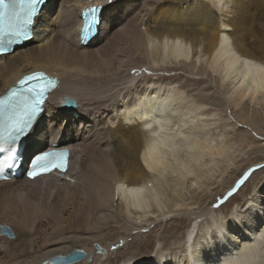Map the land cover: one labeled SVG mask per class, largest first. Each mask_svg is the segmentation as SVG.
Returning a JSON list of instances; mask_svg holds the SVG:
<instances>
[{"label":"bare ground","instance_id":"obj_1","mask_svg":"<svg viewBox=\"0 0 264 264\" xmlns=\"http://www.w3.org/2000/svg\"><path fill=\"white\" fill-rule=\"evenodd\" d=\"M99 4L105 21L84 46L81 10ZM46 7L35 37L0 55V95L38 69L57 80L37 128L54 134L50 140L46 133L31 136V144L72 145L73 165L62 177L0 182V225L14 232L8 239L0 227V264H49L76 248L87 252L80 264H264L257 247L264 237V184L233 214L224 234L213 243L207 239L209 250L191 244L194 232L180 239L168 225L181 215L202 217L213 195L228 194L249 168L264 165V146L251 133L264 135V0H50ZM255 34L263 39L258 49L251 42ZM230 77L241 85L225 98ZM198 80L202 84L194 85ZM147 95L152 97L149 112L134 114L132 107ZM66 96L76 104L63 110ZM172 110L205 125L218 113L231 115L238 124L237 142L255 153L242 174L236 173L240 164L229 163L231 153L227 164L216 158L227 160L226 151L233 148L229 140L209 149V167L181 161L180 144L200 148L188 156L197 162L209 144L172 128L184 118ZM215 169L220 178H213ZM175 172L182 173L176 184L168 179ZM177 183L184 184L183 199L172 196L168 214L173 216L149 258L142 249L150 247L144 228L151 236L158 231L159 198H167V188L175 192ZM132 208H149L152 214L137 223L128 214Z\"/></svg>","mask_w":264,"mask_h":264},{"label":"snow or ice","instance_id":"obj_2","mask_svg":"<svg viewBox=\"0 0 264 264\" xmlns=\"http://www.w3.org/2000/svg\"><path fill=\"white\" fill-rule=\"evenodd\" d=\"M112 0H107L110 4ZM42 0H0V53H6L12 44L30 40L33 27L37 23L39 9ZM103 5H96L89 12L82 16L83 27L80 30V41L86 42L85 38H90L100 23L98 10ZM264 72V68L260 69ZM22 87L11 91L8 95L0 97V169H12L19 167L20 156L16 154V145L22 143V138L29 136L38 138L46 130L37 132L42 114L46 111L45 98L56 81L49 78L43 72H37L19 81ZM66 104H74L71 98L63 101ZM165 103L163 100L162 105ZM152 105V97L142 96L138 103L132 107L134 114L142 113L143 117L149 112ZM159 112V111H158ZM50 140L54 133H46ZM7 146V147H6ZM68 153L65 150H44L39 149L29 157L26 175L29 178H36L42 174L55 170H66L65 158ZM264 168V165H257ZM253 170L246 172L236 182L241 185L248 178ZM237 191L233 187L226 197L221 198L216 207L222 205L228 197ZM225 224H217L216 229L223 231ZM0 227L7 228L6 225ZM79 258V259H78ZM86 258L82 249H76L67 256H58L53 264H80V259ZM226 264H235L234 261H227Z\"/></svg>","mask_w":264,"mask_h":264},{"label":"rangeland","instance_id":"obj_3","mask_svg":"<svg viewBox=\"0 0 264 264\" xmlns=\"http://www.w3.org/2000/svg\"><path fill=\"white\" fill-rule=\"evenodd\" d=\"M262 41H263V39H261V37H259L257 34H255V35H253V40L251 42H252V45L256 49H258L259 47L260 48L263 47ZM166 59H168V58H166ZM162 68L164 69L165 67L163 66ZM166 69H167V71L169 70L168 68H166ZM172 72H175V70ZM176 72H181V71L177 70ZM141 74H142V72H141ZM151 74H153V72H151ZM177 76L182 77V74H177ZM174 82H175L174 83L175 85L178 84L177 80H174ZM190 82H193V81H190ZM196 82L197 83L200 82L202 84V80L194 81V85ZM225 83L228 86L227 87L228 93L223 94L225 98H228L231 96V94L234 92L233 90L235 89V86L241 85V82H237V80L231 79V77L227 78ZM184 94H186V92ZM192 107H193V105H192ZM172 111H173V113L175 112L174 115L178 118H182L184 116L182 111H180V113H179V111H174V110H172ZM223 114L224 113H218V115L209 117V119L212 118V120L208 121V123L206 124L207 126L205 125V122H203L202 120H200L198 118H195L196 120H194V118H191L190 115H188V116L185 115L184 118H182L184 121H186V123L183 120H181L180 123H177L178 125L175 124V121L172 122L174 124H171V125H173L172 128H174L175 130H176V128H178L179 131H182L181 132L182 137H186V135H187V138L189 140H198L200 143H204L206 145L209 144V146H208L209 148L205 152H203V155L200 158V161L198 160V162L196 159L189 160L190 159L189 157H190V152H192V150L194 152V150L198 149L199 147L198 148L196 147V149H195V148L191 147V145H189V147H188L187 144H184V145L180 144V146H179L180 152L182 151L181 152V161H187L188 160V161H190L191 165H194L193 167L197 166V168H198V166L200 167L203 164H204V166H202L203 168H205L206 166L209 167V165L211 166L213 164V160H212L213 154H211V151L216 149L223 141L229 140V143H232L233 148H231L229 151H226V154L228 155L227 160L224 157H216V158L218 161H220V164H222V163L227 164L230 160L229 156L231 153L232 159H234L235 161L231 160L229 163H232L233 166L237 165V164L241 165L240 169H238L236 171L237 175L239 176L242 174L241 167H243V165H247L246 163L248 162V160H250V158L253 157V155H255V153H253L254 152L253 149L246 146V144H247L246 142H243V144L239 145V143L237 142V140L239 139V135L237 133L238 124H235L234 119L231 115L229 116L227 114H224V115ZM192 119L194 121H192ZM182 121H183V123H182ZM194 122H195V124H194ZM180 125H181V127H180ZM192 127H197L198 130L195 132V130L193 131L191 129ZM180 128H182V129H180ZM251 133L254 134V137L259 139L262 143V146H264V135L259 136V134L255 133V132H251ZM73 139L71 138V140H73ZM70 142H72V141H70ZM196 151H198V150H196ZM199 151H202V150H199ZM187 154H189V155H187ZM215 168L217 169V167H215ZM216 169L214 171L215 175L213 178H215V177L220 178V176H217L218 174H220V172ZM249 170H253V171L250 172V174L248 175V178L245 180V182L241 185H237V183H236L233 186V187L237 188V191L234 192L231 197H228L227 200H225V202L222 205H220L219 207H216L215 205H217L218 201L221 198L226 197L227 194H225V193L223 194L220 192L219 195L218 194L213 195L214 198L212 199L213 201H211V205L209 206V209H207L206 213L202 217H199L196 219L192 218L188 215H181V216L175 217L176 219H172L171 223L170 222L168 223V221H170V218L173 216V215L168 214V210H169L170 205H171L170 203L172 201V196L176 195L175 197H177L178 199H183L182 194L184 191L182 192V190H184V188H183L184 184L183 183H180V184L177 183V185L174 187L176 189L175 192H172V190H171L170 193H168V191H169L168 188H167L168 191L165 190V192L163 189V192L165 193L164 196L167 195V198H165L166 196L165 197L161 196L159 198L160 199V201H159L160 202V206H159V208H160L159 212L160 213H159V216L156 218L157 221L162 222V224L159 225L158 227L156 226L157 227L156 229L158 231H156V230L153 231L151 233V234H153L152 236L149 233V230H148L149 228H146V229L144 228L143 233L148 235L145 238V241H146V243L149 242V244H150V247L148 249L142 247V249L147 251L146 255H149L148 257L150 258L157 251V245H158L156 242L157 236L161 233V231H164V229H166L167 223H168V225H171V228H174L176 230L177 234L180 235V239H182L184 235L188 236V234H191V232L192 233L194 232L195 234L193 233V239L191 241L192 242L191 244L193 245L195 243H199V244L203 245V247H207V250H209L210 247L207 243V239H210V242H211V240H214L217 237L216 235L224 234L223 231L226 229L227 225L231 226V224H229V223H231V220H232L231 218H232L233 214L239 213L238 211L240 210V208L242 206H244V204L247 203L248 201H250V203H251L250 198L258 190H260V187L264 184V168H256V167L251 168V169L249 168L248 172H249ZM254 173H256L255 174L256 181L253 184L251 179H252V176ZM181 174L182 173H180V172L170 173L169 174L170 177L168 179L170 182L176 184V181L179 180L178 177H180ZM187 179L189 180V177ZM186 184H188V183H186ZM255 186H256V188H255ZM214 191L215 192L217 191L216 187L214 188ZM162 198H164V199H162ZM168 204H170V205H168ZM222 206H224V207H222ZM142 210H137L134 208L130 209L128 211L130 219L137 222V223H141V224L145 223L147 221L146 220L148 217L147 215L149 214V216H151L150 214H152V209L147 208V209H144V211H142ZM240 219L245 221L248 219V217L242 216V217H240ZM220 223L225 224L223 227V231H221L220 229H216L217 224H220ZM262 223H263V221L260 222L259 227L262 225ZM152 227H153V225H152ZM263 227H264V225L260 228L262 229ZM235 230L237 231L235 233V236L239 237L240 233L238 232L237 226L235 228H233V231H235ZM2 231H3V228L1 229V234H4ZM4 235L7 237L6 234H4ZM230 236H231V238L234 239V237L232 235H230ZM7 238L8 239L14 238V232H13V236H11V237L8 236ZM258 239L259 240L261 239V242H260V245L259 244L257 245V247L259 248L260 253L262 254L261 258H264V237L260 236V238H258ZM218 241L223 242L222 240H218ZM213 242H211V243H213ZM256 242H258V241H256ZM231 243H232V241H231ZM227 245H230V244L228 243ZM128 250L130 251L129 248L127 249V251ZM122 259H124L123 256H121L119 260L122 261Z\"/></svg>","mask_w":264,"mask_h":264},{"label":"water","instance_id":"obj_4","mask_svg":"<svg viewBox=\"0 0 264 264\" xmlns=\"http://www.w3.org/2000/svg\"><path fill=\"white\" fill-rule=\"evenodd\" d=\"M67 98H71V97H69V96H66L64 99H63V101L65 100V99H67ZM72 99V98H71ZM73 100V99H72ZM63 101H62V103H61V105H62V109L63 110H66V109H68V107L70 106V107H72V106H74L76 103H74V104H64L63 103ZM74 101V100H73ZM75 102V101H74ZM3 232L5 233V234H7L9 237H11V236H13V232H12V230L7 226V228H3ZM98 248H99V250H100V247L99 246H97ZM76 249H80V248H76ZM75 249V250H76ZM83 250V249H82ZM74 251V250H73ZM72 251V252H73ZM84 251V253L86 254V257H87V252L85 251V250H83ZM71 253V252H70ZM69 254V253H68ZM59 256H62V255H59ZM64 256H67V254L66 255H64ZM56 257H58V256H56ZM56 257H52L51 259H50V264H53V261L55 260V258ZM79 259V258H78ZM84 259V258H83ZM80 260H82V259H80Z\"/></svg>","mask_w":264,"mask_h":264},{"label":"clouds","instance_id":"obj_5","mask_svg":"<svg viewBox=\"0 0 264 264\" xmlns=\"http://www.w3.org/2000/svg\"><path fill=\"white\" fill-rule=\"evenodd\" d=\"M50 264V263H49Z\"/></svg>","mask_w":264,"mask_h":264}]
</instances>
